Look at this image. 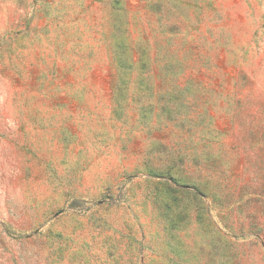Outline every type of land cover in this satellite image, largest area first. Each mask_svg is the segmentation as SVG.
I'll use <instances>...</instances> for the list:
<instances>
[{"label":"rangeland","instance_id":"374dc122","mask_svg":"<svg viewBox=\"0 0 264 264\" xmlns=\"http://www.w3.org/2000/svg\"><path fill=\"white\" fill-rule=\"evenodd\" d=\"M115 16L173 94L116 109ZM0 264H264V0H0Z\"/></svg>","mask_w":264,"mask_h":264},{"label":"trees","instance_id":"16d2710c","mask_svg":"<svg viewBox=\"0 0 264 264\" xmlns=\"http://www.w3.org/2000/svg\"><path fill=\"white\" fill-rule=\"evenodd\" d=\"M116 3L117 2H115V4ZM125 18V16H115L112 18V28L106 39L108 42L106 54L110 61V65L114 69V106L119 110L127 107L125 104V97L130 87L133 85L135 91H139L136 94L137 97H139L138 95L140 94V96L145 98L148 94H152L153 91L156 92L154 79H157L162 73L163 75H169L166 81L168 83L166 92L173 94V91H175L174 81L172 80V77H174L172 70L174 66H176V61L172 53L174 51L170 50L171 46H168L164 54L160 55L158 49H154L153 52L147 43H142L141 40L139 41V38L137 40H131L130 35L127 33V18ZM166 35L169 37L168 40H170L171 37L177 36L173 31L166 32ZM158 63H162L167 68L169 66L170 71L167 73L168 69H166L165 72H163L161 68L159 69ZM155 69H157L159 76H155ZM159 82L163 81L159 80ZM119 98H121L124 104H122V102L115 103V100ZM172 170L173 168L168 166L166 168V173L169 174ZM176 180L183 187H189L191 184L194 185L187 177L178 176Z\"/></svg>","mask_w":264,"mask_h":264}]
</instances>
